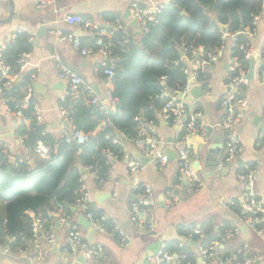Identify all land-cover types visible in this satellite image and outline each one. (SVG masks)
<instances>
[{"label":"crops","instance_id":"obj_1","mask_svg":"<svg viewBox=\"0 0 264 264\" xmlns=\"http://www.w3.org/2000/svg\"><path fill=\"white\" fill-rule=\"evenodd\" d=\"M163 1L59 0L55 5L39 10L35 0H12L11 5L8 0H0V45L19 27H24L30 37L32 49L29 52L31 57L27 71L35 75L34 103L41 112L42 126L46 134L58 139L63 137L64 133L70 134L74 130L70 119L62 116L58 111V106L70 90L68 84L58 77L60 64L76 73L84 82L76 96L72 94L75 99L81 96L87 98L96 96L103 105L113 110L117 104L111 105L107 100V94L113 91V85L103 73V63L106 61L115 66L118 57L113 55L114 53L106 57L97 52L86 57L71 43L60 40L57 33L74 34L81 39L84 47L95 48L92 35L81 31L78 27L68 25L65 18L75 15L97 24L119 19L128 24L130 38L122 39V41L126 40L125 45L120 44L121 47H125L135 43V39L147 32L138 22L137 28L132 25L130 6L134 3L148 6ZM10 8L13 9V13ZM217 25L222 26L219 23ZM222 34L224 44L219 60L203 68L199 62L202 60H193V58L187 61L181 49V45L186 43L180 45L187 69L192 74L191 78L195 72H202L195 85L201 86L203 96L195 100L191 91L188 96L182 97L176 91L167 90L171 98L183 101L188 109L202 114L201 124L204 125L207 139L203 141L201 137L187 133L184 137L198 153L194 165L203 181V189L191 191L187 178L179 171L175 143L181 138V133L178 125L164 120L163 107L157 113L156 123L142 127L160 141L163 152L170 159L169 164L162 171H159L151 160L140 161L137 155L144 157L146 155L142 150L134 147L131 140L126 142L124 136L125 142L120 137L118 139L128 154L123 153L122 160L114 158L116 161L109 170L107 180L97 183L98 177L93 170L91 168L85 170L82 190L91 195L89 205L94 210L102 212L106 221H110L111 228L105 226L107 230L105 233L96 231L94 234L83 228L79 223V217L86 218V212L75 203L73 208L75 215L67 216L66 221H63L65 215L60 211L50 214L52 222L46 232L39 234L37 242L39 247L31 242L26 248L14 249L9 245L0 248V264H87L82 259V253L76 258H70L66 253L70 227L73 224L79 227L88 245L103 247L101 257L95 260L97 264H164L161 261L163 252L170 253L180 260L191 258L188 262L192 264H204L199 255V248L204 247L205 239L218 234L226 225L232 227L229 229L231 231L239 230V234L225 242L223 254L227 256L239 252L243 256L252 254L255 259L253 264H264V242L246 227L241 213H237L234 208L228 211L221 204L232 202L236 207L239 203L242 210L245 202L243 194L246 189L238 181L237 176L253 169L256 171L253 190L264 205V12L260 17L256 35L251 41L252 53L247 61L248 73L251 61H254L255 76L244 85L242 91V96L248 103L240 111L241 120L237 128L243 151L228 167L222 166L221 163L226 142V134L222 128L226 113L221 105V99L229 92L226 87V77L235 56L232 34L228 32ZM108 45L112 47L111 43ZM182 72L185 75L184 70ZM26 74H20L15 85L20 83ZM185 78V83L191 79L186 75ZM62 84L65 87H60ZM205 91H208L209 95H206ZM12 100L15 103L17 99L12 97ZM107 101L110 105L106 103ZM104 127L106 126L100 124L91 136L99 134ZM20 128L21 125L16 117L0 105V141L3 154L10 165L18 166L20 163H25L28 171H34L42 160L36 158L34 152L25 143L18 141ZM130 160H136L141 164V169L134 176L128 174L127 164ZM2 174L5 173L0 171V182L3 178ZM145 185L152 189L150 196L153 204L147 214V218L153 221L152 229L137 225L130 214L136 194ZM171 193H175L180 199V202L173 207L167 205ZM6 204L7 202L0 197L2 220L6 219ZM29 215L34 218V213L31 212ZM114 223L119 226L120 232L114 230ZM47 232L54 237V244L48 243ZM122 236L125 238L124 242ZM7 242L10 243L9 240ZM4 249H8L10 253H3ZM179 253L184 254L180 256Z\"/></svg>","mask_w":264,"mask_h":264},{"label":"trees","instance_id":"obj_2","mask_svg":"<svg viewBox=\"0 0 264 264\" xmlns=\"http://www.w3.org/2000/svg\"><path fill=\"white\" fill-rule=\"evenodd\" d=\"M263 12L264 0H173L158 22L150 24L148 31L135 39V43L121 47L123 34L116 33L111 40H107L118 57L112 80V94L117 99L114 110L109 109L105 114L99 107L86 106L84 101L87 96L75 99L70 90L61 102L74 131L89 134L90 140L84 145L67 142L65 137L57 139L46 134L42 125H36L34 105H30L25 113L32 123L29 127L22 126L19 136L24 138V143L32 152L37 143L43 141L50 147L51 157L48 161H42L36 170L28 171L25 163L10 165L3 154V147H0V171L5 173L0 182V197L7 202L6 219H0V248L6 245L14 249L29 247L34 237L36 218L41 219L43 231H47L52 222L50 214L60 211L62 215L74 216L73 208L84 185L82 169L91 168L98 177L97 183L107 180L109 170L116 161L114 158L124 159V145L121 142L114 144L113 138L121 134L126 142L135 139L142 127L157 122V113L165 104L157 97L160 92L164 88L176 91L177 87L185 84L182 71L187 64L180 50L182 43H186L189 49L187 56H192L190 48H195L198 52L193 60H203L208 53L224 44L218 23L225 26L229 34L244 32L254 28V17L262 16ZM29 38L26 33L19 35L16 42L3 53V59L13 73L20 70L19 55L32 49ZM251 48L245 35L238 37V43L233 48L234 56L245 69H248V63L244 61V54ZM31 75V72L24 75L23 80L9 93L11 98L17 99L11 103L13 108L21 102L22 90L30 82ZM104 119L108 125L96 136H91ZM87 209L95 218L103 215L90 205ZM234 209L241 213L239 203ZM31 212L35 219L30 217ZM104 225L111 228L108 220ZM229 229L232 227L226 225L218 234L205 239L203 246L220 241ZM8 238L16 240L8 243ZM248 256L252 257V254ZM190 260L181 259L182 264Z\"/></svg>","mask_w":264,"mask_h":264},{"label":"built area","instance_id":"obj_3","mask_svg":"<svg viewBox=\"0 0 264 264\" xmlns=\"http://www.w3.org/2000/svg\"><path fill=\"white\" fill-rule=\"evenodd\" d=\"M36 7L39 10H45L53 5H55L59 0H35ZM173 0H164L161 3H153L148 6L140 5L134 3L129 8L130 16L133 20H136L138 23L148 31L150 24H156L158 18L163 14L167 5ZM261 16L254 17L253 29H247L244 32H236L232 34V47L235 48L238 43V37L240 35H245L248 37L250 43L253 41V38L257 32V26L260 21ZM65 22L72 26L78 27L81 31H86L90 33L93 37L95 48H86L83 46V43L79 37L74 34L62 35L58 34L57 36L62 41H67L71 43L74 48L78 51H81V54L86 57L92 56L94 53H98L102 56L108 57L113 54L111 46L108 45L107 40H111L116 33L121 32L123 34V39H129L130 34L128 32V24H125L123 21L116 19L114 21H103L101 24L94 23L90 20H85L80 16L70 15L65 18ZM109 28L111 30H107ZM27 30L24 27H19L16 29L11 36L0 45V105L5 108L7 112L12 114L19 121L21 127H28L31 125V119L27 117L25 111L34 105L33 108V117L35 118V123L37 126L42 125V115L39 109L34 103V91H33V82L35 75L30 76V82L26 84V88L23 93V98L21 102L16 105L14 108L11 106L12 98L9 93L12 91L18 77L20 74H26L28 71L29 60L31 53L23 52L19 55L18 64L20 70L18 73L11 72V68L7 65L3 59V53L7 47L11 44H14L19 35L25 34ZM126 40L120 42L123 46L125 45ZM183 53H185V58L187 61L195 58L197 56V49L190 48L192 56H187L189 52L188 47L183 44L181 45ZM222 47L215 49L214 51L207 54V58L199 61L202 68L208 66L214 62H217L221 56ZM251 49L245 51L244 61H248L251 57ZM114 55V54H113ZM58 77L64 83H67L70 91L73 95L76 96L80 87L83 85V80L73 71L69 70L64 65L58 66ZM103 73L109 81H112L115 76L113 64H109L106 61L103 63ZM184 73L188 78L192 76L187 68L184 69ZM200 73L195 72L193 77L183 85L179 86L176 89V93L182 97L188 96L193 85L198 83V78ZM248 72L244 67H241L238 58L235 57L233 65L230 67L228 75L226 77V87L228 88V93L225 94L221 99V105L226 113V119L222 126L226 134V142L221 155L222 166H230L242 153L243 147L241 145L239 135H238V125L241 120L240 111L247 106V101L242 96V87L247 84ZM166 78H163L165 80ZM206 95H209L208 91H205ZM158 98L164 101L163 109V118L168 123H174L178 125L179 131L181 133V138L175 143V149L178 154V167L180 173L187 178L189 187L191 191L202 190L204 185L203 181L198 173L197 168L194 165L198 157L196 148L188 144L186 138L183 136L184 133L197 135L201 137L204 141L207 139V133L205 131L204 125L201 124L202 114L194 110L188 109L183 101H176L175 98H171L167 92V89L164 88ZM107 100L111 105L117 103V99L113 97L111 91L107 94ZM85 105L89 107H99L101 111L105 114H108L109 108L102 104L100 99L96 96H91L90 98L85 99ZM59 113L68 118V112L60 104L58 106ZM138 119V118H137ZM101 124L103 126L108 125V121L104 119ZM63 137L66 138L67 142L75 141L79 145H84L90 140L89 134H85L81 131H74L72 133H64ZM18 141L24 143V138L19 136ZM113 143L118 144L119 139L113 138ZM131 144L139 150H142L146 157L150 158L152 163L157 167L159 171H162L169 164V157L165 154L161 148L160 141L154 136H151L146 129L141 128L138 132V136L135 139L131 140ZM1 146V141H0ZM122 153L128 154V152L123 149ZM34 155L36 158L42 161H48L51 157L50 147L43 141H39L34 149ZM128 174L136 175L141 169L140 162L136 160H130L127 164ZM256 171L250 169L244 173H240L237 176L238 181L245 186V193L243 194L245 202L241 210V216L243 217L244 224L246 227L252 231V233L258 237L261 241L264 242V205L262 201L258 198V195L255 193L254 189V177ZM151 187L145 185L141 187L139 192L136 194L134 201L131 205L130 214L133 221L140 227H147L152 229L153 221L152 219L147 218V214L151 211L152 200H151ZM91 202V195L82 190L80 196L76 200V206L82 207L86 212V219H88L92 227L99 233H105L106 227L104 225L106 218L102 215L100 218H95L93 213L88 211L87 206ZM180 202L178 195L171 193L167 200V205L173 207ZM223 207L231 211L235 203H221ZM68 220L67 216L63 217V221ZM114 230L120 232L119 226L114 223ZM34 237L33 245H37L38 236L36 234H43V223L40 218H36L33 225ZM239 234V230L235 229L233 231H226L221 237L220 241L213 243L207 247L199 248V255L203 260L204 264H253L254 258L250 256L240 257L241 252L234 253L230 256L224 255L222 250L225 245V242ZM46 239L49 244H54L55 239L48 232L46 233ZM9 242H13L16 238H8ZM125 241V238L122 236V242ZM37 247H39L37 245ZM3 253L9 254L8 249H4ZM66 253L70 258H76L79 253H82L87 264H97L96 259L100 258L103 253V247L101 245H88L83 237L82 232L76 224L71 225L68 239V246ZM161 261L164 264H182L180 258L174 257L172 254L163 252L161 254ZM185 264H192L191 262H186Z\"/></svg>","mask_w":264,"mask_h":264},{"label":"water","instance_id":"obj_4","mask_svg":"<svg viewBox=\"0 0 264 264\" xmlns=\"http://www.w3.org/2000/svg\"><path fill=\"white\" fill-rule=\"evenodd\" d=\"M8 1H9L10 5H11L12 0H8ZM10 10L13 13V9L10 8ZM132 25L137 28V26H138L137 21L136 20H133L132 21ZM219 28L221 29L222 33H224V34L227 33L226 27L221 26ZM41 32H43V30ZM254 76H255V63L252 60L251 61V65H250V71H249L248 76H247L248 81L249 80L250 81L253 80L254 79ZM63 86L65 87L64 84H62V86H60V87H63ZM191 94H192L193 99H195V100L198 99V98H201L203 96V91H202L201 86H199V85L193 86L192 89H191ZM106 103L108 105H110L108 101ZM119 137H120V139H122V141L125 142V139L123 138V135L119 134ZM137 157L142 162H147V161L151 160L150 158H146L143 155H137ZM81 174L82 175H86L85 170L82 169L81 170ZM79 223H80V225L83 228H85L87 230H90L92 234H94L96 232V230L92 227L91 222L88 219H86L84 216H80L79 217ZM82 259L85 260L84 256L82 257Z\"/></svg>","mask_w":264,"mask_h":264}]
</instances>
